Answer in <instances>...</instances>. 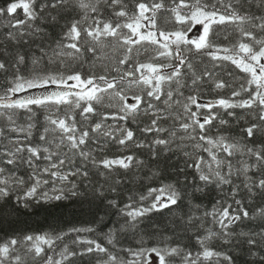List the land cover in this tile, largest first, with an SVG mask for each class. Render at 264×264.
<instances>
[{"label": "snow or ice", "instance_id": "obj_1", "mask_svg": "<svg viewBox=\"0 0 264 264\" xmlns=\"http://www.w3.org/2000/svg\"><path fill=\"white\" fill-rule=\"evenodd\" d=\"M251 3H257L264 12V0H135L132 10L125 0H9L5 7H0V18L7 17L8 26L16 29L15 33H8V39L13 41L18 37L36 38L45 33V29L36 23L42 14L53 24L58 23L57 10L75 11L79 15L66 26L60 40L54 42L52 57L45 54L33 58L32 71L28 75L17 72L8 89L0 95V122H3L0 126V165L26 164L32 169L29 177L32 183L22 197H15L13 210L15 204L30 207L31 204L25 201L44 204L68 198L65 187L52 188V194L40 191L50 182L42 179L45 174L52 178V183L69 182L67 191L77 195L70 177L88 175L79 167L67 168L77 159L110 171L117 167L127 170L134 161L138 165L143 163L131 154L97 161L90 145L95 143L97 150H102L109 142L124 149L147 148L154 158L161 152L180 153L186 158L184 168H177L174 183L149 188L146 195L138 197L139 202L129 197L123 207L115 199L107 201L109 206L119 209L122 217H127L121 231L134 230L141 222L140 218L149 213L177 206L183 199L182 190L186 193V189L177 186L181 181L192 189L193 199L197 192L212 185L221 197L227 196L231 200V203L223 198L217 200L211 212L202 214L211 217L212 224L218 225L220 231H213L203 222L197 225L198 229H204V234L195 237L200 251L171 245L163 242L169 238L162 237V243L152 247L120 250L127 251L130 258L110 252L95 240L80 238L74 243L90 245L83 252H72L66 244L57 252V243L66 233H45L0 243V264H22L24 257L17 254L20 247L32 254L33 259L44 257L43 264H63L72 256L92 252L105 254L103 264H204L205 261L220 264L221 260L233 264L232 256L214 250L209 243L214 239L230 243L228 237L236 233L229 229L243 218H254L243 207V202L236 199L241 185L249 197L258 192L264 194V146H249L220 131L222 126L229 124L223 113L236 116L229 110L255 108L260 123H252L242 131L249 139L258 132L264 133V15L242 11ZM105 10H110L112 19L103 18ZM162 11L168 12L170 22L179 27L172 31L160 28L157 18ZM197 25L201 28L200 35L190 39L187 33ZM221 32L225 36L234 34L235 43L227 47L217 45L215 40ZM109 48L120 54L110 56L105 51ZM144 52H149L150 56L147 62H139L137 58ZM86 53H91L93 61L99 62V74L83 75L71 70ZM186 53L235 65L244 73L239 90L232 91V98L221 97L215 102H201L199 93L185 96L183 90L189 87V81L195 89L204 76L212 75L207 71L203 75L197 74ZM24 63L25 56L18 54L14 64L18 67ZM6 69L7 64L0 61V70ZM214 87L222 90L230 85L219 80ZM33 90L36 94H31ZM20 93L30 94L20 96ZM242 93L247 94L246 98L233 99ZM213 109H222L223 113ZM38 114L43 115V123L37 119ZM93 116L99 118L98 122L92 120ZM108 120L117 123L109 125ZM129 123L143 126L133 130L127 126ZM213 128L216 129L215 136L210 134ZM6 132L15 135L7 136ZM138 133L149 134L153 139L145 143ZM239 156L245 159L235 162L231 159ZM39 162H46V166L41 167ZM188 168L196 173L195 177L190 178L186 172ZM250 172L256 175L250 176ZM157 174L158 170L153 173ZM237 179L240 184L236 183ZM192 180L202 183L196 184ZM14 184L23 186L25 180L0 166V213L8 210L6 201ZM226 186L232 187L225 191ZM108 191L115 192L116 188L111 187ZM97 195L104 197L102 186ZM144 201L149 203L145 205ZM234 205L240 206V210L237 211ZM192 206L201 207L199 204ZM255 216L264 219V207L258 208ZM194 220H201V214H190L186 223L191 224ZM71 231L92 232L95 229L74 228ZM116 234L110 230L105 236L109 245L115 246ZM239 235L247 237L244 243L248 245L258 243L255 233ZM259 235L264 243V233ZM48 251L61 259H54ZM261 251L264 252V247ZM254 264H264V255H259Z\"/></svg>", "mask_w": 264, "mask_h": 264}, {"label": "trees", "instance_id": "obj_2", "mask_svg": "<svg viewBox=\"0 0 264 264\" xmlns=\"http://www.w3.org/2000/svg\"><path fill=\"white\" fill-rule=\"evenodd\" d=\"M167 2V0H166ZM9 3V0H0V7H5ZM129 10L134 9L135 0H125ZM103 7V5H102ZM58 11V23L53 24L50 20L43 16L38 21L37 25L45 29V33L40 34L36 38L29 36L18 37L17 40H9L8 33H15L16 29L8 26V18H0V61L7 64L6 70H0V95H3L10 86V81L14 75L23 74L28 75L32 71V60L35 57L47 55L52 57L53 49H55V41L60 40L61 34L65 31V28L74 19L79 18L77 12H59ZM242 11H250L257 15H264V12L258 7L257 3L246 4ZM104 19H112L110 10H105ZM123 19V18H121ZM157 24L160 28L166 31H172L178 28L179 25H174L170 22V14L162 11L157 18ZM127 31V30H125ZM195 32H201V28L197 25L190 30L187 35L190 39H195ZM230 32V29H229ZM111 39V38H110ZM215 43L220 46H230L235 43V35L228 34L225 36L224 32H221L219 37L215 40ZM106 52L110 56H118L120 53L113 52L112 49H106ZM25 56V63L18 67L14 64L17 55ZM193 62V66L197 74L203 75L205 71L210 72L211 77L204 76L203 81L194 89L191 86L185 90V96L192 94L202 97L201 102H215L217 99L232 98L231 93L233 90H239V84L242 82L241 77L244 76L235 65L228 61H213L211 57L202 56L200 54L186 53ZM150 56L149 52L142 53L137 60L139 62H147ZM107 62V61H106ZM114 63V61H112ZM95 63V67L93 66ZM49 67L53 65L49 64ZM127 68L129 65H124ZM72 71H80L83 75H88L90 72H96L99 74L101 68L99 62H94L91 53H86L83 60L80 63L75 64ZM114 74V73H113ZM222 80L230 87H225L222 90H218L214 87L216 81ZM21 94V93H20ZM246 93H242L239 97L233 99L239 101L246 98ZM131 102V101H130ZM159 103V102H155ZM111 112L114 109H107ZM213 111H219L223 113L222 109H213ZM234 111L236 116H228L223 113V118L229 121L228 125L222 126L220 131L225 132L230 137L236 140H242L249 146H255L259 148L264 146V133H257L251 139L247 138L243 133V129L250 126L252 123H260L257 119V110L253 109H230ZM37 119L43 123V115L38 114ZM98 117L93 116L92 120L98 122ZM147 119V118H145ZM3 122H0L2 126ZM106 123L114 125L117 122L108 120ZM169 123V122H162ZM128 127L136 130L143 126L138 123H129ZM211 135H216V129L213 128L210 132ZM7 136L15 135L14 133L6 132ZM138 137H143L145 143H150L153 136L149 134L138 133ZM35 139V137L33 138ZM6 142V141H5ZM94 149V157L97 161L104 158H117L125 155H134L137 160L143 161L142 164L133 162V166L127 170L122 168H115L108 170L102 166H95L91 162L84 163L77 159L74 164L68 165L67 168L74 169L79 167L82 171H87L88 175H77L70 177V182L75 184V191L77 195H72L67 191V185L69 182H56L52 183V178L48 175L42 176V179L49 180V184H45L41 187L40 191H48L52 194L51 189L54 187H65L67 199L58 201L55 203L35 204L31 201H25L30 203V207H22L20 204H15L13 210V204L15 203V197H22L25 189L32 183L29 179L32 169L26 164L19 165H0L6 167L8 172H13L14 176L22 177L25 180L23 186L13 185L12 194L6 201L8 210L0 213V243H6L12 238L23 240L26 235L37 234H65L62 241L57 243V252L61 250L63 245H68V248L72 252L81 253L84 249L89 247L87 243H74L78 238L83 240H95L109 249L110 252L118 254L122 258H130L127 251H120L121 249L137 250L142 247H152L162 243V237L169 238L166 241L171 245L179 244L185 247L187 250L196 252L201 249L196 243L195 237L204 234L203 228H197L201 222L206 227H211L213 231H220L218 225H213L211 217H204V212H211L215 206L216 201L224 199L228 203H231L229 197H221L218 189L212 185H208L203 192H197L195 199L192 197V189L181 181L178 187L186 189L182 190L183 199L177 206H173L171 209H165L160 212H152L148 215L140 218L141 222L133 229L119 230L125 223L127 217H122L119 209L113 208L107 204L108 200L115 199L118 201L120 207H123L129 202V197L134 201H138L140 195H146L149 188H159L162 184L174 183L176 181L177 168L183 169L185 166L186 158L180 153H164L158 157H153L149 149L147 148H131L124 149L122 146L109 142L102 146V150H97V145L93 143L90 145ZM2 150V149H0ZM207 157L206 153H202ZM235 162L237 159H245L244 156L231 158ZM252 161L249 160V163ZM41 167L46 166V162H39ZM14 170V171H13ZM157 175H153L157 172ZM190 178L195 177L196 173L191 169H186ZM250 176H255L256 173L250 172ZM120 181V183H117ZM193 183L201 184L198 180H192ZM237 184H240V179L236 180ZM104 189V197L101 198L97 195L98 190ZM115 187L116 191H108L109 188ZM232 186H226L225 191H228ZM237 200L243 202V207L248 209L250 214L254 217L251 219L243 218L232 226L230 231L236 233L232 237H228L230 243H224L223 239H214L209 243V247L216 251L225 252L232 256L233 264H254L258 260L259 255H264L261 251L264 247V243H261L262 237L260 233H264V219L256 217V211L260 207H264V194L257 193L256 196L249 197L247 191L241 185L240 191L236 196ZM145 205L149 202L144 201ZM193 204H199V209L194 208ZM237 211L240 210V206L234 205ZM190 214H201V220H194L191 224L186 223ZM87 229L93 228L95 231H81L72 232L71 229ZM110 230L116 231L115 246L109 245L105 236ZM239 233H255V238L258 243L256 246H251L244 243L247 237L239 235ZM255 253V254H254ZM17 254L24 257L22 264H43L44 257H38L33 259L32 254L25 251L23 247L18 249ZM49 255H52L54 259H61L56 253L48 251ZM105 259L104 253L92 252L85 253L83 255H75L65 260L63 264H103ZM204 264H214L213 261H205ZM220 264H227L226 261L221 260Z\"/></svg>", "mask_w": 264, "mask_h": 264}, {"label": "water", "instance_id": "obj_3", "mask_svg": "<svg viewBox=\"0 0 264 264\" xmlns=\"http://www.w3.org/2000/svg\"><path fill=\"white\" fill-rule=\"evenodd\" d=\"M28 94H30V93H24V94H21L20 96H24V95H28ZM31 94H36V91H33ZM14 98H16V97H14Z\"/></svg>", "mask_w": 264, "mask_h": 264}, {"label": "rangeland", "instance_id": "obj_4", "mask_svg": "<svg viewBox=\"0 0 264 264\" xmlns=\"http://www.w3.org/2000/svg\"><path fill=\"white\" fill-rule=\"evenodd\" d=\"M197 34V35H196ZM195 39L200 35V32L199 33H197V32H195ZM153 260H155V258L153 257Z\"/></svg>", "mask_w": 264, "mask_h": 264}]
</instances>
